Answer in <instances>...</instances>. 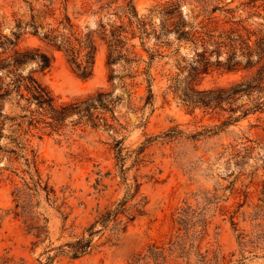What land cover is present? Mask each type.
I'll return each instance as SVG.
<instances>
[{"label": "rangeland", "instance_id": "rangeland-1", "mask_svg": "<svg viewBox=\"0 0 264 264\" xmlns=\"http://www.w3.org/2000/svg\"><path fill=\"white\" fill-rule=\"evenodd\" d=\"M93 1L0 0V58L11 53L6 39L18 51L46 56L48 68H42L38 56L20 72L45 86L57 107L99 92H111L113 103L111 111L94 110L95 126L72 115L57 131L44 125L32 130L33 180L20 172L26 169L21 164L14 175L0 153V264H198L197 246L200 253L207 251L210 264H264V114L222 126L228 113L190 111L180 100L187 89L227 87L251 73L227 71L223 64L229 49L222 47L218 56L207 57L208 70L196 75L202 51L198 41L208 39L207 34L214 40L220 34L233 36L232 31L249 36L251 44L263 38L264 0H133L146 36L135 27L132 36L127 19L114 14L127 0H109L110 11H98L100 4ZM172 4H179V12L168 15ZM65 5L74 29L94 36L95 62L88 79L79 78L64 54L43 39L44 33L62 27ZM214 7L218 10L208 15ZM178 14L184 30L194 35L178 40L172 32L164 33L162 26L168 21L172 30ZM118 26L127 31L121 32V55L139 59L137 63L120 59L107 65L106 40ZM154 33L161 34L158 40ZM156 44L162 56L154 57L148 77L145 50ZM245 102L240 99L237 105ZM23 106V101L19 107L6 102L3 111L21 116ZM12 123L7 122L5 134ZM1 146L9 147L8 139ZM16 188L27 198L18 200ZM123 199L116 221L105 228L96 224L90 248L73 258L67 245L88 238L90 225ZM241 232L247 236L245 247L237 243ZM177 235L186 250L193 245L187 257L165 252L163 263L148 257L150 246L167 249Z\"/></svg>", "mask_w": 264, "mask_h": 264}, {"label": "trees", "instance_id": "trees-1", "mask_svg": "<svg viewBox=\"0 0 264 264\" xmlns=\"http://www.w3.org/2000/svg\"><path fill=\"white\" fill-rule=\"evenodd\" d=\"M67 3V0H65ZM98 6V11L106 9L111 10L112 2L109 0H94ZM179 4H172V11L167 13L168 15L179 12ZM216 10L214 7L208 15L213 14ZM114 14L118 18H126V28L132 29L135 27L138 30L140 36H146V24L142 21L134 8L133 0L124 1L121 6L114 9ZM50 15L54 16V11H50ZM209 22L213 21V18H208ZM59 26L54 30H50L43 35L48 44L61 51L69 66L81 79H88L92 76V71L95 62L96 44L92 32H87L82 35L80 32L74 29V25L71 22V18L67 14V5L64 7L63 18L59 21ZM207 25V24H206ZM205 25V27H206ZM58 26V27H59ZM168 21L162 27L165 28L164 33L172 32L177 36V39H181L184 35H194L189 30H184L185 22L183 18L178 14V21L171 23L172 30H168ZM112 27V26H111ZM119 27V26H118ZM104 29V26H101ZM127 32L125 28L113 29L110 31L107 44V65L112 66L120 59H124L127 63H137L139 59L128 58L125 54L121 55V49L125 45V38L122 37L121 32ZM105 32V31H104ZM233 36L229 34H220L214 40L213 35L207 34L208 39L201 38L200 42L202 51L197 53L199 61H197L194 67V73L196 75L205 73L209 66V59L207 58L211 54L219 55L222 47L229 49V55L226 59V64L223 67L227 71L246 70L251 73L242 78L241 80L230 84L227 87L196 91L194 89H187L183 91L180 100L183 105L190 109L195 108L203 110H219L229 114L226 120L222 123V126H226L241 119H245L249 116L264 114V37L258 38L253 44H251L249 36L243 38L237 34V31H232ZM196 33V32H195ZM134 36V32L131 33ZM155 39L158 40L161 34L155 35ZM6 43L11 47V53L4 58H0V153H4L7 157L8 168L14 175H18L20 164L25 166L26 169L20 170L23 174H28L30 180H33L30 169L34 167L36 169V155L30 147V140L28 136L32 134V130L40 131L41 125L43 128L47 127L51 131H57L64 123V121L76 115L79 120H86L95 126V120L97 115L94 113L96 109H103L105 111H111L113 106L110 100L111 92L104 93L99 92L94 96L88 97L85 100L64 104L61 106H55L54 97L50 91L39 83L32 75H22L20 68L29 61L35 60L36 57L42 58V68H48L50 66V60L44 55H34L28 51H18L15 48L16 44L11 43L6 39ZM197 44V42L195 43ZM212 49L210 51V46ZM156 48L148 51L149 61L145 70V74L149 75V67L154 57H161L159 52V44L155 45ZM6 49V48H5ZM120 49V50H119ZM236 52H240L243 59L236 60ZM252 56L255 59H252ZM135 57V56H134ZM243 63V65H241ZM148 92L151 94V90L148 87ZM240 99H246L247 102L237 105ZM19 107L20 101H23L26 106L20 107L25 112L24 115L8 117L4 113V105L6 102H14ZM33 105V109L29 107ZM238 113V115H236ZM13 122L8 128L10 134H5L4 130L7 126V122ZM264 131V129H263ZM4 139H8L10 146L2 147L1 143ZM247 150V149H244ZM4 155V156H5ZM30 156V157H29ZM22 159V163L18 162ZM37 173V172H36ZM37 181L34 183V187L37 189L40 187V176L37 174ZM21 178V177H20ZM24 182L25 189H30L26 178H21ZM15 196L18 200L23 197V191L16 188ZM27 196V194H25ZM27 198V197H23ZM264 200V198H263ZM125 199L117 204V207L113 210H106L99 218L87 229L88 238L77 239L74 243L68 244V253L77 258L84 255L91 246L92 236L98 232L93 228L96 224H100L102 228H105L111 221H116L117 215L120 213L118 207L123 205ZM18 207V205H16ZM23 213H15V216H22ZM233 229L236 231V223L231 220ZM203 234V233H202ZM185 240L189 237L184 234ZM246 235L241 232L237 235V243L240 247L246 246ZM175 241L169 243L167 249L163 247L150 246L148 250V257H153L154 260H160L161 263L166 262L165 252L179 254L178 257H187L190 249L193 248L191 244L188 250L185 249V243L183 237L178 235L175 237ZM207 251L200 253L199 246L195 249V255L198 258V264H210L211 259L207 258Z\"/></svg>", "mask_w": 264, "mask_h": 264}]
</instances>
